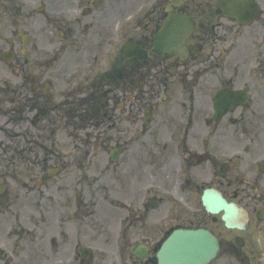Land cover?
<instances>
[{
  "label": "flooded vegetation",
  "instance_id": "af4514ba",
  "mask_svg": "<svg viewBox=\"0 0 264 264\" xmlns=\"http://www.w3.org/2000/svg\"><path fill=\"white\" fill-rule=\"evenodd\" d=\"M178 229L264 264V0H0V264H158Z\"/></svg>",
  "mask_w": 264,
  "mask_h": 264
},
{
  "label": "water",
  "instance_id": "95a60500",
  "mask_svg": "<svg viewBox=\"0 0 264 264\" xmlns=\"http://www.w3.org/2000/svg\"><path fill=\"white\" fill-rule=\"evenodd\" d=\"M219 245L207 231H177L164 244L160 264H209Z\"/></svg>",
  "mask_w": 264,
  "mask_h": 264
}]
</instances>
